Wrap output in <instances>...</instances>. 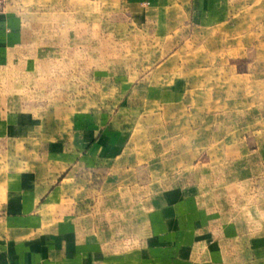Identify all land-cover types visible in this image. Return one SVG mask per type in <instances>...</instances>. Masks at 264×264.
Returning <instances> with one entry per match:
<instances>
[{"label":"crops","instance_id":"1","mask_svg":"<svg viewBox=\"0 0 264 264\" xmlns=\"http://www.w3.org/2000/svg\"><path fill=\"white\" fill-rule=\"evenodd\" d=\"M163 4L153 14L160 33L181 39L178 78L171 71L162 76L179 82V90L158 94L178 107L180 135L163 140L227 147V154L206 160L227 163L217 174L227 187L193 189L176 181L141 189L124 185L118 168L93 187L87 166L58 171L53 161L51 170L43 162L41 170L0 169V264H264V0ZM15 48L8 39L0 43V68L13 65ZM12 116L0 107V144L17 126ZM221 116L227 120L218 122ZM207 130L226 135L203 138ZM190 131L197 137L189 139ZM78 158L112 162L108 154ZM148 171L154 176V168ZM45 227L50 253L33 242Z\"/></svg>","mask_w":264,"mask_h":264},{"label":"rangeland","instance_id":"2","mask_svg":"<svg viewBox=\"0 0 264 264\" xmlns=\"http://www.w3.org/2000/svg\"><path fill=\"white\" fill-rule=\"evenodd\" d=\"M163 5V0H0V43L8 39L16 47L13 65L0 68V80H7L0 81V107L11 110L17 124L11 138L1 141L6 162L0 169L33 171L48 164L51 170L47 161H53L58 171L87 166L93 187L115 168L124 185L141 189L176 181L193 189L227 187L228 179L217 177L227 163L206 161L227 154V147H181L163 140L180 135L178 107L158 94L179 90V82L162 76L171 71L178 78L174 64L181 42L178 32L165 36L156 25L153 14H161ZM223 135L207 130L202 136ZM84 154L112 155V162L84 164L78 158ZM148 166L154 168L150 178ZM180 172L186 177H171ZM45 230L33 242L50 253L51 227ZM59 250L66 248L61 244Z\"/></svg>","mask_w":264,"mask_h":264}]
</instances>
